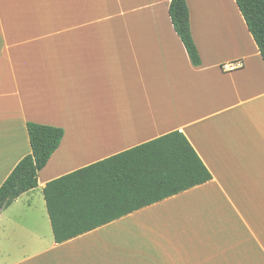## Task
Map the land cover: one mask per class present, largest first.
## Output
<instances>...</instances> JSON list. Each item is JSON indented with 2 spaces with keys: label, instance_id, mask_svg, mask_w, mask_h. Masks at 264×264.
I'll return each instance as SVG.
<instances>
[{
  "label": "crops",
  "instance_id": "obj_1",
  "mask_svg": "<svg viewBox=\"0 0 264 264\" xmlns=\"http://www.w3.org/2000/svg\"><path fill=\"white\" fill-rule=\"evenodd\" d=\"M170 3L0 0V187L27 123L65 132L0 213V264H264L263 59L235 0H187L193 66ZM173 131L210 182L55 242L47 183Z\"/></svg>",
  "mask_w": 264,
  "mask_h": 264
},
{
  "label": "trees",
  "instance_id": "obj_2",
  "mask_svg": "<svg viewBox=\"0 0 264 264\" xmlns=\"http://www.w3.org/2000/svg\"><path fill=\"white\" fill-rule=\"evenodd\" d=\"M264 62V0H235ZM169 16L191 63L201 57L187 0H171ZM31 153L0 187V213L38 186V174L58 150L62 128L27 123ZM213 179L187 137L173 131L47 183L44 198L57 244Z\"/></svg>",
  "mask_w": 264,
  "mask_h": 264
},
{
  "label": "built area",
  "instance_id": "obj_3",
  "mask_svg": "<svg viewBox=\"0 0 264 264\" xmlns=\"http://www.w3.org/2000/svg\"><path fill=\"white\" fill-rule=\"evenodd\" d=\"M242 65H243L242 63H238L236 66H234V67L232 66V67H230V68L227 67V66H225L224 69H225V70H231V69H234V68L240 67V66H242Z\"/></svg>",
  "mask_w": 264,
  "mask_h": 264
}]
</instances>
